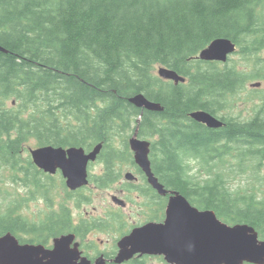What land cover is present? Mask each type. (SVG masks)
<instances>
[{
    "label": "trees",
    "instance_id": "trees-1",
    "mask_svg": "<svg viewBox=\"0 0 264 264\" xmlns=\"http://www.w3.org/2000/svg\"><path fill=\"white\" fill-rule=\"evenodd\" d=\"M215 39L235 43L253 72L197 61ZM262 51L264 0H0V172L10 170L11 182L48 202L55 177L38 170L29 156L22 159L26 144H102L104 174L96 184L119 180L116 166L129 157L142 183L127 184L129 189L162 208L165 199L147 184L123 136L138 131L142 139L153 138L152 172L168 193L264 238V110L246 121L222 114L254 72L264 74ZM155 66L186 83L160 80ZM137 95L162 111L136 107L130 99ZM197 111L223 127L197 123L190 118ZM114 135L122 136L119 148ZM192 163L205 179L191 175ZM61 188L78 205L82 195ZM20 199L0 209V236L10 232L21 243L47 245L48 238L91 226L74 227L64 203L43 214L40 224L29 223L19 213L26 207Z\"/></svg>",
    "mask_w": 264,
    "mask_h": 264
},
{
    "label": "water",
    "instance_id": "water-1",
    "mask_svg": "<svg viewBox=\"0 0 264 264\" xmlns=\"http://www.w3.org/2000/svg\"><path fill=\"white\" fill-rule=\"evenodd\" d=\"M234 51L230 40L217 39L200 53L202 60L226 61ZM159 75L183 80L174 72L160 69ZM130 102L138 108L159 112L161 107L149 102L143 95H137ZM190 117L208 128H219L222 123L206 112H195ZM134 160L144 172L148 183L160 194L166 190L151 172L148 159L149 143L139 140L136 133L129 140ZM101 150L97 145L89 154L82 148L43 147L30 152L33 163L42 171L55 174L59 170L66 186L74 191L87 185V165L94 161ZM125 178L132 180L130 173ZM163 224H149L134 230L119 242L120 252L116 264L131 259L134 254L163 255L170 264H253L264 263V242L257 241V235L246 226L227 227L216 220L214 214L198 212L180 194L171 192ZM250 233V235L248 234ZM73 235L53 240V248L41 245H21L10 233L0 237V264H91L80 258L77 243L71 248ZM80 260V261H79ZM102 264V263H95Z\"/></svg>",
    "mask_w": 264,
    "mask_h": 264
},
{
    "label": "rangeland",
    "instance_id": "rangeland-1",
    "mask_svg": "<svg viewBox=\"0 0 264 264\" xmlns=\"http://www.w3.org/2000/svg\"><path fill=\"white\" fill-rule=\"evenodd\" d=\"M261 60L264 59V51L260 53ZM228 65H235L237 67H240V70H246V74H249L253 72V63L252 61L246 60V58L238 53H234L229 57V60L225 63ZM219 67H222V64H219ZM153 73L157 74V67L153 69ZM262 75H264L262 72H258L257 74L254 72L253 77L256 76L253 79H248L245 82V87L242 89L234 98L233 100V107L229 109V111H224L222 114L228 115L231 114L234 117H237L239 120L246 121L249 118H251L256 111L264 110V79H262ZM254 84V85H253ZM258 86H255V85ZM133 134L123 135L124 137L128 139L131 138ZM116 137V138H115ZM122 137L120 135H114V144L117 148L121 146V143L119 142L118 138ZM153 138H150L149 140H152ZM148 140V139H147ZM36 142L34 140H30L26 146H25V152L21 156L22 159H25L27 156H29L28 150L30 148H36ZM192 171L191 175H193L197 180L205 179L204 171H199V167L195 165L194 163L191 164ZM104 170V167L102 163L98 160H96L92 165H90L89 173H96L101 174ZM116 170L118 172H121L120 179L115 183H111L107 185L106 187H98L97 185L90 184L88 186V189H86L85 192L81 193L82 198L81 201L76 204L75 200L73 198L65 199L64 194L65 191L61 188V186L65 187V184L62 180V183L60 182L61 178L60 176L55 175L52 184V192H51V198L48 201L49 203L43 199H40L38 197L33 198L32 195L29 194L27 189L21 187V185H18L17 183L11 182L12 179V173H10V170H5V172H0V209L4 212V208L7 207V205L14 200V198L20 199L21 203L26 204L25 208L19 209V213L26 218L29 223L36 224L39 223L44 219V215L47 210L54 209V211H57L59 209V205L64 203L66 207L69 208V213L71 214V218L74 220L79 215H83L86 212L90 213L92 211H96L98 209L99 215H102L104 211H109L107 209H112L114 206H116L115 198L122 199L127 204L126 209L123 210V213L128 218L129 222H136V223H142L146 217H148V214L151 215V208L147 206V203H145V199L137 198L134 196V198H131L130 200H127L125 196H123V192L120 191L123 183L125 182V179L123 175L127 172L133 173L137 177V173L135 170L131 167L130 159L127 158V161L117 164ZM261 176H264V169L261 171ZM138 178V177H137ZM138 182V181H137ZM60 183V184H59ZM238 183H234V187H237ZM61 185V186H60ZM264 190V188H263ZM64 199V200H63ZM142 214V215H141ZM132 227V225L130 224ZM110 229V228H109ZM125 228V225H120V227L112 228L109 230L108 234H105L103 231H99V233H93L91 237L88 239L79 238L82 242H88L90 243L91 240H94L96 243V246L99 247L100 251H111V246L115 243V238L118 237V233L123 231ZM22 239L29 240L31 236L20 234ZM102 240L103 244L99 241ZM92 244V243H91ZM153 263L146 262V264H159L158 261L151 260Z\"/></svg>",
    "mask_w": 264,
    "mask_h": 264
},
{
    "label": "flooded vegetation",
    "instance_id": "flooded-vegetation-1",
    "mask_svg": "<svg viewBox=\"0 0 264 264\" xmlns=\"http://www.w3.org/2000/svg\"><path fill=\"white\" fill-rule=\"evenodd\" d=\"M93 146V145H92ZM91 146V147H92ZM94 176L99 177V174L93 173ZM92 174V175H93ZM139 188V184L135 185ZM123 196L127 198V200H130L131 198H134L136 196L137 198H142L140 191H127L122 190ZM164 205L163 207L154 206L153 204H147L149 208L151 209V215L148 214V217L144 219L142 223H136V222H129L128 218L123 213L122 209L125 210L127 204L125 205H116L112 209H107L109 211H104L102 215H99L98 209L96 211H92L90 213L86 212L83 215H79L74 220L71 218V223L77 228V227H84L85 225H91L89 229L86 231L78 232L75 230V241L79 244V250L81 252V256L89 259L91 262H94L95 260H99L101 258L103 261H105V264H114L113 259L115 258L118 248H117V240L125 235H127L131 230L134 228L142 227L149 223L154 224H161L166 220V204L168 202V197L163 196ZM158 200V199H157ZM199 211H209L217 215L218 219L226 225H232L230 221H228L225 218H222L220 215H218L213 209L206 208V207H196ZM142 215V214H141ZM71 217V215H70ZM132 225V227L130 226ZM120 225H125V228L123 231L118 233L117 240L115 241L114 245L111 246V251H100L99 247L96 246V243L94 240H91L90 243L88 242H82L79 240V238L88 239L91 237L93 233H99V231L105 232V234H108L109 230L112 228H119ZM110 228V229H109ZM102 244L103 241L99 240ZM92 243V244H91ZM151 260L158 261L159 264H167L164 261V258L162 256H149V255H136L134 256L130 261L125 262L124 264H146V262L153 263ZM245 264V263H244Z\"/></svg>",
    "mask_w": 264,
    "mask_h": 264
}]
</instances>
